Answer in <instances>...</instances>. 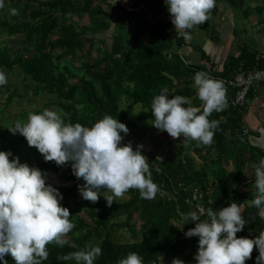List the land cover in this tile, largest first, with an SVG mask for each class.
I'll use <instances>...</instances> for the list:
<instances>
[{
	"label": "trees",
	"instance_id": "1",
	"mask_svg": "<svg viewBox=\"0 0 264 264\" xmlns=\"http://www.w3.org/2000/svg\"><path fill=\"white\" fill-rule=\"evenodd\" d=\"M80 1L4 0V7L0 9L4 17L0 20V70L8 73L22 71L35 96L50 98L51 102L39 112L54 109L66 124L80 123L86 127H91L105 115H110L125 123L130 130L128 111L123 107L125 103L131 107L140 106L152 119L151 102L162 89L169 91V98L180 95L191 101L196 97V90L189 86L194 83L193 77L199 69L188 68L180 56L173 53V50L184 47L185 38L168 32L166 23L155 22L158 15L156 3L150 4L148 0H125L132 7L146 4L152 9L154 20H150V23L153 26L148 32L140 26L131 31L130 27L121 24L116 26L111 39L98 40V35L111 30L107 16H102L104 6L111 9L108 0ZM247 1L253 0H215V6L208 13L209 18L204 22L203 30H210V16L217 14L219 4L226 2L233 9L242 11ZM12 8L17 9V15L10 14ZM260 11L263 13L264 8ZM85 18L91 20L90 28L85 32L77 31L73 20ZM3 36L13 37L15 40L20 38L18 44L21 49L15 51L12 47L9 48L8 43L1 40ZM141 38H144L143 44H140ZM213 39L215 43L220 42L219 38ZM237 44L239 57L227 59L223 70L219 73L211 70L209 77L221 81L233 80L239 67L245 71L259 70L264 73V55L249 49L240 39ZM94 49H98L100 54L96 60L91 59ZM30 50L33 55L27 58L26 53ZM202 59L210 61L204 53ZM16 98H19L17 94H9L5 108ZM243 116L244 111L232 108L231 101H227V107L223 111H214L209 116L210 121L218 120L220 123L214 129L213 142L207 146L199 144V149L196 150V154L207 160L199 170L196 169L194 160L183 148L179 149L174 145L173 141H169V151L164 154L165 160L159 159L153 152L146 153L142 150L149 161L151 178L159 187L152 200L142 199L137 189H129L125 193L129 197L125 202H114L111 207L99 202L92 203L81 197L78 185L83 184V180H78L72 174L70 162L63 166H57L54 161L38 162L36 167L44 175L50 172L62 178L64 171L71 174L66 180L72 184L70 187L51 185L62 193L61 204L70 210L74 225L66 237L68 245L61 248L53 242L46 246L49 255L42 264H76L74 260L58 262L57 257L97 244L101 247L102 254L94 264H118L120 259L126 258L131 252L139 254L143 258V264H162L159 259H162L163 264H171L174 258L185 263L196 262L194 257L198 237L188 238L184 234L194 227L193 223L184 220V216L196 209L187 205L186 200L190 197L191 189L197 188L210 194L205 199L206 209L213 207L215 210L213 204L209 203L212 201L211 190L219 187L227 197L233 198L235 195L228 194L226 188L239 182L244 187L242 183L247 181L248 174L245 167L250 159H255L256 153L241 146ZM153 129V138H158L160 134L165 137L166 132L155 127ZM5 131L9 136L19 137L20 141L27 143L23 136L13 135L7 128ZM0 138L13 147L3 134H0ZM228 139L230 143L236 144L233 169L229 171L219 166L221 171L215 176L216 180L211 182L208 173L222 159ZM135 148L133 146L134 150ZM13 151V157H19L18 150ZM153 165L158 166L160 172H156ZM180 185L184 187L180 188ZM161 192L166 196L160 197ZM134 222L139 224L136 225L139 231L133 229ZM123 229L131 233L133 242H121L123 237L120 231ZM237 237L253 238L241 232L237 233ZM257 256L258 252L254 247L252 258L246 260L245 264H256ZM5 259L8 264H15L10 254H6Z\"/></svg>",
	"mask_w": 264,
	"mask_h": 264
},
{
	"label": "clouds",
	"instance_id": "2",
	"mask_svg": "<svg viewBox=\"0 0 264 264\" xmlns=\"http://www.w3.org/2000/svg\"><path fill=\"white\" fill-rule=\"evenodd\" d=\"M164 3L175 31L183 33L186 39L187 30L204 23L215 6V0H164ZM3 7L4 0H0V9ZM10 14L17 15V9H10ZM193 79L202 107L192 106L185 96L169 98V91L162 89L151 102L153 118L148 123L174 140L183 138L185 143L196 141L207 146L213 142L214 129L220 123L208 118L214 111L221 112L227 107L226 89L222 81L204 72H197ZM7 83L6 73L0 70V86ZM7 129L13 135L23 136L46 162L54 161L57 166L70 162L72 174L83 180L78 191L84 200L96 203L103 196L111 207L129 189L139 190L140 197L147 200L154 199L159 191L151 178L143 145L134 150L131 142L122 144L130 130L110 115L86 127L80 123L66 124L58 112L44 109L30 112L26 121L18 120ZM10 157L11 151H0V264H8L6 254L11 255L15 264H42L48 259V244L54 242L61 248L69 244L66 237L74 227L71 213L61 204L62 193L46 182L41 169L21 163L19 157L11 160ZM254 177L251 204L264 220V158L254 165ZM184 220L195 222V227L184 234L188 238L198 237L196 264H245L252 258L254 247L259 253L256 264H264V231L255 238L237 237L247 223L240 204L232 202L219 210L198 206ZM101 254L97 244L58 256L57 261L94 264ZM118 264H143V258L131 252ZM171 264L185 262L174 258Z\"/></svg>",
	"mask_w": 264,
	"mask_h": 264
},
{
	"label": "crops",
	"instance_id": "3",
	"mask_svg": "<svg viewBox=\"0 0 264 264\" xmlns=\"http://www.w3.org/2000/svg\"><path fill=\"white\" fill-rule=\"evenodd\" d=\"M148 1L150 4L153 2L156 3L155 10L158 11V15L155 18V22L157 23L160 21V23H166L168 25V32L180 34L185 38L183 33L175 31L164 0ZM103 8L104 12L102 16H113V19H107V21L111 23V28L124 24L130 27L131 31H134L135 28L140 26L141 29L148 32L153 26L145 12L141 14H130L120 9L110 10L106 6ZM263 8L264 1L261 0L247 1L242 11L233 9L226 2L219 4L217 14L210 16V30H203L202 27L204 23L194 26L191 30H187L188 38H185L184 47L173 50V53L181 56L191 68L194 69L196 67L199 69V72H204L207 75H209L211 70L213 72H221L227 59H236L239 57L240 52L237 44L239 39L252 51L264 55V12L262 13L260 11V9ZM213 38H219L220 42L215 43ZM141 40H144V38H141ZM202 53L209 57V62L202 59ZM193 85L194 83L189 87L196 90ZM186 86L188 85H184V87ZM224 86L226 89V100L230 102L233 97V91L225 84ZM262 104H264V84L258 88L256 96H252L251 109L243 116V130L247 131V134L240 138L241 146L256 153L254 156L255 159H250L245 167L248 174L246 177L247 181L242 183L244 187L242 188L239 182V184H234L232 187L229 186L226 188L228 194L235 195L233 198L227 197L219 187L210 191L213 206L217 210L229 206L232 202L241 205V212L244 219L247 221L241 233L252 236L253 238H255L260 231H264V220H261L257 216V209L251 204L253 194L255 193L254 165L260 158H264V106H262ZM191 105L202 107V102L197 95L191 100ZM165 135L167 136V133H165ZM147 142L148 141L142 144V150L145 152L147 150L145 147ZM225 143V152L221 157L222 159L215 165L213 171L211 170L208 173V179L211 182L215 181V176L220 173L221 167L219 166H223V169L226 168V170L229 171L233 169V161L237 154L236 144L230 143L229 139ZM132 145L136 147V145ZM177 147H179V149L183 148L185 153L194 160L197 170L202 168L207 161L206 158L196 154V150L199 149V143L196 141L185 143L183 140H178ZM155 150L156 149L152 146L147 153H155L157 151ZM164 154L165 153L159 155L158 153L156 156L159 159L165 160L166 157ZM213 155L214 157L216 156V154ZM214 160L216 161L217 159ZM192 223L195 227V222ZM185 264H196V262Z\"/></svg>",
	"mask_w": 264,
	"mask_h": 264
},
{
	"label": "rangeland",
	"instance_id": "4",
	"mask_svg": "<svg viewBox=\"0 0 264 264\" xmlns=\"http://www.w3.org/2000/svg\"><path fill=\"white\" fill-rule=\"evenodd\" d=\"M79 2H81L79 0ZM111 7V6H110ZM110 9V8H109ZM110 10H114L113 7H111ZM113 16L108 17L107 19H113ZM3 14L0 13V20H3ZM21 21V20H19ZM111 24V23H110ZM73 26L76 28L79 32H85L90 28L91 26V20L89 18H85L83 20L74 19L73 20ZM116 28V26H115ZM115 28H111V30L105 34L98 35L96 38L99 39H111V35L116 30ZM1 40L7 44L8 47H12L15 51H18L21 49V46L18 44L20 43L21 39L15 40L13 37L9 38L6 36L1 37ZM143 40H140V44H143ZM87 49V47H85ZM92 60H96L100 57V54L98 53V49H94L92 52ZM33 55L32 50L30 52L26 53V57L29 58ZM79 65V64H78ZM7 76L8 83L4 86H0V134H3L5 138H7L9 141H11V144L13 147L11 148L4 139L0 138V146L1 151H11L14 156V149L18 150V156L21 163H27L30 164V166L36 167L38 162H46L42 156L38 152V150L35 147H29L26 142L20 141L19 137H11L9 136L5 128L10 127L14 122L16 121H26L27 116L30 112H39L41 111L47 104L51 102L50 98L48 96H35L33 93V88H30L31 84L25 80L24 75L22 71L20 70H14L10 73L5 72ZM9 94H17L19 98H16L12 101L11 105L5 108V102L7 100V97ZM123 107L128 111V121L131 124L130 131L128 135L124 136V139L122 140L123 144H127L131 142L134 145H141L144 144L146 141H148L145 144L146 147V153L149 151V149L153 146L156 150V155L166 153L169 151V141H173L174 145H177L178 140H174L173 138L169 137V135H165V137L160 134L158 138H153V127L151 124L148 123L149 120H151L149 114L147 111H144L140 106L137 107H131L128 104H124ZM53 110L54 109H49ZM159 133V131H158ZM167 133V132H166ZM168 134V133H167ZM19 135V134H17ZM152 140V142H151ZM13 157H10V160ZM52 163V161L50 162ZM71 174L67 171H64V177L59 178L57 175L53 173H47L45 174L46 182L49 184L54 185L55 187H70L72 184L66 182V180L69 178ZM82 180V179H81ZM80 180V181H81ZM110 194V193H109ZM128 196L124 194L121 198H118L115 203H122L128 200ZM99 203L107 204L106 200L101 196L99 200L97 201ZM71 218V217H70ZM73 218H71L72 222ZM124 221V220H123ZM122 222L118 221V223ZM138 224V223H137ZM136 222L132 223L133 229H136V231H139V228ZM139 225V224H138ZM120 234L122 235V243H131L133 242V237L131 236V233H128V231L123 229L120 231Z\"/></svg>",
	"mask_w": 264,
	"mask_h": 264
},
{
	"label": "built area",
	"instance_id": "5",
	"mask_svg": "<svg viewBox=\"0 0 264 264\" xmlns=\"http://www.w3.org/2000/svg\"><path fill=\"white\" fill-rule=\"evenodd\" d=\"M108 5L123 10L130 14H141L146 13L148 15L149 20H154L152 9L146 4H139L137 6H130L127 4L125 0H108ZM181 61L187 66L191 68L180 56ZM235 77L233 80L222 81L229 89L233 91V97L231 100V106L234 109L239 111H244V114L251 109V96H256L258 92V88H260L264 84V73L259 70L254 71H245L242 67H239L234 73ZM217 80V79H216ZM221 81V80H219ZM252 94V95H251ZM264 106V104H262ZM247 131H243L241 137L246 136ZM156 172H160L158 166H154ZM183 188V185L179 186ZM210 194L203 193L197 188L191 189L190 197L187 198V205L194 207L195 209L198 206H202L206 209L205 199ZM166 196L164 192L160 193V197ZM168 196V194H167ZM159 261L163 264L162 259Z\"/></svg>",
	"mask_w": 264,
	"mask_h": 264
}]
</instances>
